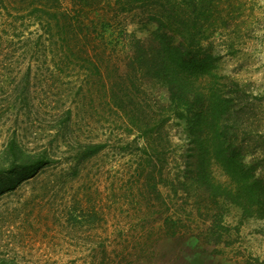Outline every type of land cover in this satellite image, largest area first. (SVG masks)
Returning a JSON list of instances; mask_svg holds the SVG:
<instances>
[{
  "label": "rangeland",
  "instance_id": "1",
  "mask_svg": "<svg viewBox=\"0 0 264 264\" xmlns=\"http://www.w3.org/2000/svg\"><path fill=\"white\" fill-rule=\"evenodd\" d=\"M208 2L207 80L264 134V0ZM151 7L0 0V264H264V208L217 164L199 184L187 120L132 63L194 24L184 0Z\"/></svg>",
  "mask_w": 264,
  "mask_h": 264
},
{
  "label": "trees",
  "instance_id": "2",
  "mask_svg": "<svg viewBox=\"0 0 264 264\" xmlns=\"http://www.w3.org/2000/svg\"><path fill=\"white\" fill-rule=\"evenodd\" d=\"M147 1L154 5L150 10L154 14L159 0ZM184 1L187 24L194 17L190 32L157 33L145 42L136 40L132 46L135 48L132 63L138 73L141 70L144 77L153 76L152 79L161 83L168 91V99L175 104L178 117L187 120L196 163L192 172L199 184L204 188L215 187L211 167L217 164L225 175L237 182V192L232 193L234 200L244 207L249 206L244 203V194L250 191V197L256 196L255 202H251L261 210L264 208V134L258 131L250 138L244 113L235 109L230 99L217 94L208 82L215 58L209 47L204 50L195 30L209 2ZM178 34H182L180 39H177ZM38 166L35 163L31 168Z\"/></svg>",
  "mask_w": 264,
  "mask_h": 264
}]
</instances>
